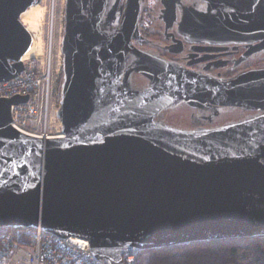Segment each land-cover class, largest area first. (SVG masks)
Returning <instances> with one entry per match:
<instances>
[{
    "label": "water",
    "instance_id": "95a60500",
    "mask_svg": "<svg viewBox=\"0 0 264 264\" xmlns=\"http://www.w3.org/2000/svg\"><path fill=\"white\" fill-rule=\"evenodd\" d=\"M39 1L0 0V81L22 71L31 34L20 16ZM202 1L199 21L187 23L200 40L249 43L242 57L264 50V0ZM82 6L66 8L58 113L66 135L43 141L16 130L11 106L28 96L0 99V227L79 236L108 264L145 249L264 237V113L199 131L155 120L181 99L264 110V70L170 78L139 62L133 70L154 83L133 89L121 76L142 0H127L112 42L96 33L100 11L88 24Z\"/></svg>",
    "mask_w": 264,
    "mask_h": 264
},
{
    "label": "flooded vegetation",
    "instance_id": "af4514ba",
    "mask_svg": "<svg viewBox=\"0 0 264 264\" xmlns=\"http://www.w3.org/2000/svg\"><path fill=\"white\" fill-rule=\"evenodd\" d=\"M81 1L83 2L82 19L88 21L89 24L100 11L96 33L112 42L119 31L127 0ZM152 1L155 4H160L155 11L154 18L161 22L162 28L146 29L142 23L147 6ZM204 9L205 4L202 0H142L139 31L137 35H132L130 38L131 49L126 54L121 80L123 81L126 76L131 87L139 91L150 87L154 83V79L141 71L133 70L139 62L148 63L154 74H166L170 78L177 77L186 71L226 80L247 71L264 70V67L247 68L235 75L236 69H239L244 62L255 57L262 50L242 57L250 49L249 43H218L200 40L199 29L187 27L189 21H193V23L199 21V10ZM188 25L190 24L188 23ZM78 41L85 43L87 40L81 34ZM99 41L100 39H97V42ZM111 56L114 57L115 52ZM166 68L169 69V72ZM170 69L172 70L170 71ZM60 77L61 79L65 77L64 67ZM183 100L194 108V115L198 120L194 117L192 129L199 130V127H202V124H199V103H192L187 99H181L179 102ZM218 106L221 105L210 104L202 108L211 111L210 114L205 115L206 119L213 120L214 110ZM255 111L261 113V110Z\"/></svg>",
    "mask_w": 264,
    "mask_h": 264
},
{
    "label": "built area",
    "instance_id": "2783aa9c",
    "mask_svg": "<svg viewBox=\"0 0 264 264\" xmlns=\"http://www.w3.org/2000/svg\"><path fill=\"white\" fill-rule=\"evenodd\" d=\"M55 0H53V4ZM54 7V6H53ZM51 15L54 16L52 9ZM51 25V23H50ZM51 27V26H50ZM53 37L45 57L35 53L22 60V71L15 77L0 81V99L28 96L26 101L11 106V125L18 131L43 141L66 135L58 113L62 99L58 97L57 70L53 62ZM27 244L5 235L0 248V264L9 255L18 264H108L93 252L89 241L79 236H57L41 227H22ZM136 252L124 255V262L132 263Z\"/></svg>",
    "mask_w": 264,
    "mask_h": 264
},
{
    "label": "rangeland",
    "instance_id": "374dc122",
    "mask_svg": "<svg viewBox=\"0 0 264 264\" xmlns=\"http://www.w3.org/2000/svg\"><path fill=\"white\" fill-rule=\"evenodd\" d=\"M41 5L44 7L43 14L39 18V29L38 31H34L35 35V50L36 53L45 57L47 54L48 46H49V37H50V23L52 20L53 24V62L54 67L57 70L56 75L58 78V97L62 99L63 96V85L65 81L61 79V74L63 73L64 67V52H63V42L65 36L66 29V8L68 0H55L53 4V0H40ZM47 6V7H46ZM54 6V7H53ZM147 6V5H146ZM159 3H154V1L149 2L144 18L142 19V23L144 24V28L153 29V28H162L161 22L154 18L155 11L157 7H159ZM54 10V17L51 19V12ZM24 23V22H23ZM37 32V33H36ZM44 37V38H43ZM43 41V43H41ZM42 49V50H40ZM42 52V53H41ZM264 67V50H262L255 57L250 60L244 62L239 69H236V74H240L243 70L247 68H261ZM147 85V84H146ZM206 105H199V124H202V127H199V130L212 129L219 126L237 123L239 121L253 118L260 114H263L264 110L260 112H256L254 109H248L244 107H236V106H218L213 115V120L206 119L205 115L210 114L211 111L203 110ZM197 119L196 115H194V108H192L188 103L186 104L185 100L181 102H177L174 106H170L168 108H164L159 113L156 114L155 120L166 127H170L175 130L180 131H199L193 128V119ZM1 264H18L12 260V256L9 255L7 258L3 260Z\"/></svg>",
    "mask_w": 264,
    "mask_h": 264
},
{
    "label": "trees",
    "instance_id": "16d2710c",
    "mask_svg": "<svg viewBox=\"0 0 264 264\" xmlns=\"http://www.w3.org/2000/svg\"><path fill=\"white\" fill-rule=\"evenodd\" d=\"M28 243L24 228L0 227V248L5 235ZM123 264H264V237H237L192 242L176 246L145 249L135 253L132 263Z\"/></svg>",
    "mask_w": 264,
    "mask_h": 264
},
{
    "label": "bare ground",
    "instance_id": "6f19581e",
    "mask_svg": "<svg viewBox=\"0 0 264 264\" xmlns=\"http://www.w3.org/2000/svg\"><path fill=\"white\" fill-rule=\"evenodd\" d=\"M40 3H41V1H39V2H37L35 4H32L24 12L21 13L20 19H21L22 23L24 22L23 25L25 26L27 31L31 34V43H30V46L27 49V51L17 58L18 60L22 61L27 56H30V55H33V54L36 53V50H35V47H36L35 40L36 39H35V35L33 34V32L34 31H38V29H39V18L43 14L44 7ZM53 17L54 16L51 15V19ZM52 37H53V24H52V20H51L50 40L52 39ZM41 43H43V41ZM40 50H42V49H40ZM147 119L148 118L146 117L143 122L145 124H152V122L148 121Z\"/></svg>",
    "mask_w": 264,
    "mask_h": 264
}]
</instances>
